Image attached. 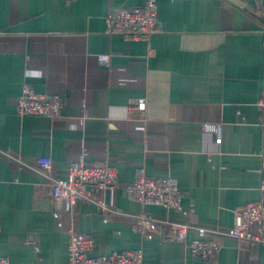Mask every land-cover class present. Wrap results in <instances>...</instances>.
Wrapping results in <instances>:
<instances>
[{
  "label": "crops",
  "instance_id": "obj_1",
  "mask_svg": "<svg viewBox=\"0 0 264 264\" xmlns=\"http://www.w3.org/2000/svg\"><path fill=\"white\" fill-rule=\"evenodd\" d=\"M155 1L159 30L126 41L104 32L105 14L146 0H0V256L10 264H68L69 230L92 238V255L139 248L143 264H264L263 244L220 236V251L202 260L159 226L144 237L127 214L226 228L237 207L263 199L264 0ZM24 82L58 94L63 117L17 114ZM140 97L144 119L128 111ZM204 124L220 126L219 144ZM38 156H51L61 178L71 161L109 159L118 184L87 186L91 200L55 217L61 202ZM141 170L176 178L187 214L129 196ZM198 237L188 230L186 240Z\"/></svg>",
  "mask_w": 264,
  "mask_h": 264
},
{
  "label": "built area",
  "instance_id": "obj_2",
  "mask_svg": "<svg viewBox=\"0 0 264 264\" xmlns=\"http://www.w3.org/2000/svg\"><path fill=\"white\" fill-rule=\"evenodd\" d=\"M159 28L155 0H146L144 4L131 8H112L105 14L104 32L119 34L126 41H147ZM110 56L109 53L97 54V59L108 63ZM14 105L17 114L21 116L45 118L50 122L63 117V102L58 94L38 93L26 82L22 84L20 93L15 96ZM257 106L261 113H264V91L257 100ZM145 109L143 97L128 105L129 113L137 114L140 119L145 118ZM204 128L213 134L216 144L221 142L218 124H204ZM52 162L51 156H38L35 170L49 179L51 198L55 202H61V207L53 210L55 217L59 216L61 210L70 209L78 200H91L87 186L104 189L118 184L117 168L109 159L103 160L100 165H90L82 160L71 161L65 178L51 176ZM259 189L263 199L237 207L233 224L226 228L199 226L193 221L161 218L144 211L127 214L132 218L135 230L144 237H151V231L159 226L164 229L167 238L182 244L193 256L208 260L213 259L220 251V236H232L245 242L264 245V178L260 181ZM126 190L129 196L142 205H159L168 211L187 214L181 204L177 180L172 176L152 178L141 170L138 177L126 185ZM99 205L103 211L109 210L104 202ZM188 230H196L200 237L187 241ZM207 233L213 237L205 238ZM68 234V264H143L139 248L92 255V238L76 230H69ZM0 264H10L9 258L0 256Z\"/></svg>",
  "mask_w": 264,
  "mask_h": 264
}]
</instances>
